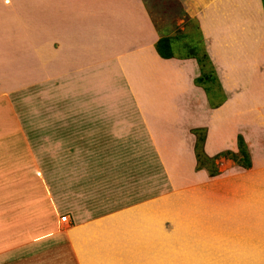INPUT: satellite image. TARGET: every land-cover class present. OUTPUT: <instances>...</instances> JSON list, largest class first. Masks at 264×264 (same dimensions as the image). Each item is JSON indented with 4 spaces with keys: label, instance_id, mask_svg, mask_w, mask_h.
Listing matches in <instances>:
<instances>
[{
    "label": "rangeland",
    "instance_id": "1",
    "mask_svg": "<svg viewBox=\"0 0 264 264\" xmlns=\"http://www.w3.org/2000/svg\"><path fill=\"white\" fill-rule=\"evenodd\" d=\"M46 1L50 10L39 5V14L51 16L62 6L59 0ZM147 4L157 33L174 37L189 32L195 24L178 0H147ZM92 13L101 16L96 11ZM11 25L14 24L7 23L5 28ZM58 31L54 22L53 35ZM191 33L199 44L196 31L192 29ZM199 48V55L203 50L207 53L205 44ZM182 54H187L186 49ZM214 55L219 62V50ZM60 56L58 50L49 55V69L43 59L30 61L34 73L29 76V89L4 92L0 97V117L6 128L0 136V264H81L77 240L74 244L68 237L69 229L94 224L112 213L180 190L185 196V206L181 208L184 212L188 208L196 210L190 203L199 200L201 209L196 215L206 233L218 235L219 230H224L223 220L231 217L225 213L222 218L223 206L216 205V201L224 199L220 196H229V190L215 195V199L211 194L213 185L230 183L241 174L253 172V165L264 166V154L258 150L251 153L250 139L243 138L249 169L227 156L238 151L227 146L221 131L223 125L228 127L226 119L232 106L224 107L223 113L213 112L204 100L203 106L202 99L183 106L180 91L197 86L185 81L182 87L170 89L168 73L177 70L174 63L151 69V59L146 60V65L134 66L130 61L124 67L107 61L108 76L113 82L117 79L107 91L93 92L83 84L61 83L64 71L56 68ZM121 69L126 70V77ZM253 71L258 75L257 82L247 92L246 101L264 96V56ZM211 96L218 103V93ZM242 127L237 129L239 135ZM197 135L204 137L203 153L215 157L217 176L195 169L193 148ZM262 188L254 185L252 190L264 191ZM211 196L214 203L211 200L209 204ZM231 204L224 208H231ZM256 213L264 216V208L259 206ZM246 215L233 218L236 231L244 229L240 232L245 236L234 243L229 239L230 245L219 249L209 245L203 251V246L189 245L185 232L179 229L170 238L172 249H163L158 264H264V229L248 230L252 214ZM62 217L67 222H62ZM190 220L196 222L192 217ZM164 224L170 228L169 219ZM194 238L200 240L202 235ZM223 239L228 242L226 236ZM85 246L78 250L86 254L90 248Z\"/></svg>",
    "mask_w": 264,
    "mask_h": 264
},
{
    "label": "crops",
    "instance_id": "2",
    "mask_svg": "<svg viewBox=\"0 0 264 264\" xmlns=\"http://www.w3.org/2000/svg\"><path fill=\"white\" fill-rule=\"evenodd\" d=\"M59 1L62 6L54 10L56 14L45 16L39 14L38 6L45 11L50 10L51 5L46 0H0V97L4 92L29 89V76L34 73L30 61L43 59L49 69V55L55 50L61 53L56 66L64 71L61 73V83L75 86L83 84L84 87L90 86L89 90L93 92L97 89L110 90L114 82L117 83V79L113 82L108 76L110 68L107 61L109 64L117 62L120 67H124L130 61L134 66L136 63L146 65V60L151 59V69H156L158 64L163 67L174 63L173 66L177 70L168 73L170 84L167 86L175 89L185 85V81L194 85L193 80L199 75L195 60H163L155 52L154 44L158 40V34L142 0ZM178 1L184 13L197 20L207 53L216 68L224 100L212 111L223 113L224 107L231 105L233 108L226 119L228 127L226 124L221 127L223 140H226L231 150H237L235 134L240 133L237 129L243 124L241 135L246 140L250 139L248 141L251 153L258 150L259 154H264V96L245 100L247 92L257 82L258 75L254 74L253 68L264 56V9L261 0ZM92 11L101 16L96 17ZM54 22L57 24V30H62V34L58 31L57 35H53ZM7 23L14 25L5 28ZM217 50L219 62L215 60L214 55ZM125 71L121 69L124 77L127 74ZM179 94L182 95L183 106L189 102L193 103L194 100L198 102L197 99H202L203 106V100L208 103L207 96L200 87L184 89ZM208 104L207 106H210ZM221 120L219 119V122ZM3 124L0 117V136L3 129L6 131ZM252 168L253 172L241 174L230 183L225 181L223 184L213 185L215 190L211 194H214V197L209 198V204H212L211 200L213 201L215 195L229 190V196H220L224 199L216 201V205L223 206L220 208L222 218L225 213L231 217L223 220L224 230H219L218 235L206 233L201 227V219L196 215L200 208L198 199L190 203L196 210L188 208V211L184 212L181 209L185 206L182 202L183 197L185 199L182 190L112 213L94 224L69 229L67 235L74 244L77 240L81 264H158L163 257V249H172L169 246L170 238L176 235L179 229L185 232L189 245L203 246V251L209 245L217 249L229 244V239L232 243L241 241L240 237L245 236L241 234L244 229L236 231L234 216L238 219L241 214L244 218L250 213L252 216L249 217L251 223L248 230L253 232L252 229H264V223H258L259 220H264V216L256 213L259 206L261 210L264 208V191H255L256 188L252 190L254 185L264 189V166L259 164L253 165ZM253 203L258 207L253 209ZM227 204L232 207L224 208ZM189 217L194 218L196 222H188ZM166 219H169L170 228L164 224ZM191 228L194 231H191ZM199 233L202 238L195 240L194 236ZM224 236L227 243H224ZM237 238L238 240H235ZM85 245L91 249H86V254L78 250L80 247L86 248ZM88 252L90 253L87 254Z\"/></svg>",
    "mask_w": 264,
    "mask_h": 264
},
{
    "label": "trees",
    "instance_id": "3",
    "mask_svg": "<svg viewBox=\"0 0 264 264\" xmlns=\"http://www.w3.org/2000/svg\"><path fill=\"white\" fill-rule=\"evenodd\" d=\"M146 12L151 19V7L147 4V0H142ZM262 6L264 9V0H261ZM150 8V9H149ZM152 8L158 12L155 6L153 4ZM195 24L190 27L189 32H184L178 36L171 37L170 35H165L161 32H158V40L154 44V49L159 58L163 60H169V59H179V60H186V59H193L196 61L198 67H199V75L194 78L193 83L195 86L202 88L204 93L207 96L209 105L216 109L218 108L224 100V94L221 90V85L216 73V70L211 63L207 53L203 50L202 54L199 55V45L201 44V47L204 48L203 44V38L201 35V31L199 28V24L197 20L193 19ZM194 29L199 36L201 42L198 44L194 41L193 34L191 33V30ZM182 49H186L187 54H182ZM217 89L218 93V103H215L211 100V98H215L214 96H211L213 94H217L214 90ZM203 134V133H202ZM196 142L193 148V155L195 160V169L196 171H205L210 177L217 176L218 173L216 171V166L214 164V158H210L207 155L203 153L202 150V142L204 141V137L201 135L196 136ZM201 142V143H200ZM237 154L236 153H227V156H231L234 158L233 160L236 162V164L244 169L250 168L249 163V156L247 155V151L245 149L243 137L238 134L237 136ZM200 146V147H199ZM224 155V153H223ZM241 155V156H240Z\"/></svg>",
    "mask_w": 264,
    "mask_h": 264
},
{
    "label": "built area",
    "instance_id": "4",
    "mask_svg": "<svg viewBox=\"0 0 264 264\" xmlns=\"http://www.w3.org/2000/svg\"><path fill=\"white\" fill-rule=\"evenodd\" d=\"M62 222H67L66 217L61 218Z\"/></svg>",
    "mask_w": 264,
    "mask_h": 264
},
{
    "label": "bare ground",
    "instance_id": "5",
    "mask_svg": "<svg viewBox=\"0 0 264 264\" xmlns=\"http://www.w3.org/2000/svg\"><path fill=\"white\" fill-rule=\"evenodd\" d=\"M15 120V119H14Z\"/></svg>",
    "mask_w": 264,
    "mask_h": 264
}]
</instances>
